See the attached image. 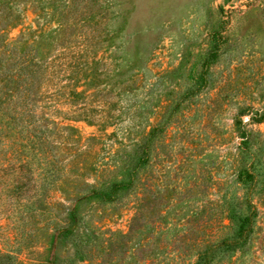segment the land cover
<instances>
[{
    "label": "rangeland",
    "instance_id": "1",
    "mask_svg": "<svg viewBox=\"0 0 264 264\" xmlns=\"http://www.w3.org/2000/svg\"><path fill=\"white\" fill-rule=\"evenodd\" d=\"M17 59L35 63L26 104L63 163L47 186L39 170L17 187L0 173L1 250L28 264L73 257L59 230L73 211L83 235L147 240L137 254L149 264L194 262L203 241L237 230L240 165L253 163L254 231L220 264H264V0H0V72ZM160 122L136 175L150 209L138 222L135 195L103 203L92 189L128 180ZM127 249L105 261L133 263Z\"/></svg>",
    "mask_w": 264,
    "mask_h": 264
},
{
    "label": "trees",
    "instance_id": "2",
    "mask_svg": "<svg viewBox=\"0 0 264 264\" xmlns=\"http://www.w3.org/2000/svg\"><path fill=\"white\" fill-rule=\"evenodd\" d=\"M31 64L35 63L17 59L8 71L0 72V143L2 142L1 138L5 137L7 139H4L3 144H10L7 153L0 157V173L15 175L14 187L22 185L19 179L22 175L28 173V171L33 173L34 170L42 171L40 174L47 178L46 186L49 183H54L59 176L57 175L58 167L63 163L50 156L46 148L49 147L50 143L48 130L46 129V131L37 122L33 105L26 104V88L32 85L34 75V70L29 71ZM36 64L38 63L36 62ZM30 96L31 93L29 92L27 97L29 101L32 98ZM32 101L33 99L30 102ZM254 120L262 122L264 113L261 116L257 115ZM166 126L165 123L160 122L152 127L145 139L135 148L136 153L128 180L110 181L103 179L96 181L92 189L93 196L103 203H114L119 202L126 193L135 195L136 211L134 219L141 222L145 217V213H148L150 209L146 202V196L138 189L136 175L144 165L150 162L153 153V142L166 129ZM58 128L59 131L64 129L74 130V127L69 125H61ZM33 163H37V165L34 166ZM252 166L253 163L251 165H240V179L244 182L243 186L246 189L237 198L238 203L236 205H239L240 210L237 215V230L232 233L229 232L222 239L210 238V241H203L206 243H203V247L195 253L196 260L188 264H220L224 258L233 256L238 250L245 248L254 231V217L258 210L251 199L253 189L258 181ZM42 192H46L45 189ZM26 196L27 194L24 195L22 191H18L11 197L15 200V203H19L20 199ZM244 204L245 208L242 207ZM226 214L231 215L232 213L228 211ZM76 217L77 213L71 211L67 219V226L59 229L74 247V256L61 259L51 258L32 264H82L84 261L110 264L109 261H105L106 255L109 254V251L114 250L116 246L121 245L127 246V253L132 251L135 257L133 263L130 264H149L146 260L139 258L137 254V252L143 253L146 251L147 240L143 239L141 241L140 239L135 245L132 243L131 246H128V242H133L134 238L126 234L83 235L81 224L76 220ZM222 227H229V225L223 224ZM218 232L220 233V231ZM0 264L28 263H22L16 255L0 249Z\"/></svg>",
    "mask_w": 264,
    "mask_h": 264
}]
</instances>
